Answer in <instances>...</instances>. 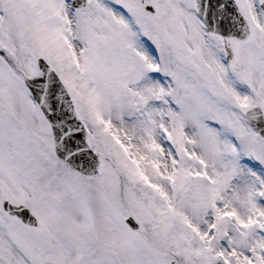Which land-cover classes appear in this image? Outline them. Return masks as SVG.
Here are the masks:
<instances>
[{
	"label": "snow or ice",
	"instance_id": "1",
	"mask_svg": "<svg viewBox=\"0 0 264 264\" xmlns=\"http://www.w3.org/2000/svg\"><path fill=\"white\" fill-rule=\"evenodd\" d=\"M0 264H264V0H0Z\"/></svg>",
	"mask_w": 264,
	"mask_h": 264
}]
</instances>
